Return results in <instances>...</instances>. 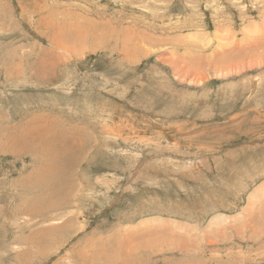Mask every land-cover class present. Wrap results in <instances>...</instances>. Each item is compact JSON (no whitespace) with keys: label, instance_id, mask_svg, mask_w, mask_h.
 <instances>
[{"label":"rangeland","instance_id":"obj_1","mask_svg":"<svg viewBox=\"0 0 264 264\" xmlns=\"http://www.w3.org/2000/svg\"><path fill=\"white\" fill-rule=\"evenodd\" d=\"M0 264H264V0H0Z\"/></svg>","mask_w":264,"mask_h":264},{"label":"bare ground","instance_id":"obj_2","mask_svg":"<svg viewBox=\"0 0 264 264\" xmlns=\"http://www.w3.org/2000/svg\"><path fill=\"white\" fill-rule=\"evenodd\" d=\"M62 31V30H61ZM217 62V61H216ZM48 127V126H47ZM19 128V127H18ZM17 131V130H16ZM24 132V131H23ZM43 133V132H42ZM42 133H41V131L40 132H31V131H29V132H27L26 133V135H24V136H20V137H18L17 136V138L19 139V145H16L15 147H4V149L3 150H5L6 152H12L13 150L14 151H17V152H20L21 150H22V146L24 145V144H28L27 146L29 147L28 148V150H32L30 147H31V145H34V143L35 142H37V141H40V142H46V144L48 145V147H47V149L46 148H44V150H46L47 152H48V154H47V156H46V158L49 160L48 162L51 164V171L48 173L47 171H45L40 177H39V174H40V171H39V167L40 166H38V167H36V170H37V173H35V177H37V180H39L40 181V183H41V188H43V187H46V189L48 188V186H47V182L48 181H53V183L55 182V185L51 188V189H48L50 192H51V194H52V196L54 197V200H52V202H49L47 205H51L52 203H54V204H58V205H60L59 203H60V201L63 199V197H62V194L65 192V190L64 189H61L58 185V182H56V181H59L60 179V186L62 187V188H64L65 187V183H64V180L62 179V171H61V169H60V167H62V162H65V160L67 161L68 160V156H70V154L71 153H73V146H75L74 144H73V140H71V139H69L66 143H68V144H66L67 146H65V145H61V147L59 148L58 147V140L59 139H57L56 137H54V136H52L53 138L52 139H54V140H49V139H42ZM58 134V133H57ZM60 135H61V133H60ZM46 136V135H45ZM56 136V135H55ZM57 137L58 138H60L58 135H57ZM16 139V138H15ZM14 140V139H13ZM17 140V139H16ZM18 142V141H17ZM63 143V142H62ZM13 144V143H12ZM50 146H51V148H50ZM17 148H19V149H17ZM59 148V149H58ZM20 150V151H19ZM27 150V149H26ZM45 152V151H44ZM22 153V152H21ZM42 153V152H41ZM45 154V155H46ZM40 155V154H39ZM43 155V154H42ZM44 155V156H45ZM41 158V157H40ZM69 159H72V158H69ZM70 161V160H69ZM69 166V165H68ZM57 169H59V175H58V173H57ZM33 173V172H32ZM32 173H31V175H32ZM54 175V176H53ZM59 177H60V179H59ZM53 179V180H52ZM52 186V185H51ZM49 192V193H50ZM65 195L66 194H64V197H65ZM51 196V197H52ZM66 199H68L67 197H66ZM65 199V200H66ZM50 200V201H51ZM64 200V199H63ZM36 202V201H35ZM38 202V201H37ZM36 202V203H37ZM39 203V202H38ZM38 203H37V205H38ZM53 204V205H54ZM24 210V209H23ZM27 211H29L28 209H27ZM259 230V229H258Z\"/></svg>","mask_w":264,"mask_h":264}]
</instances>
